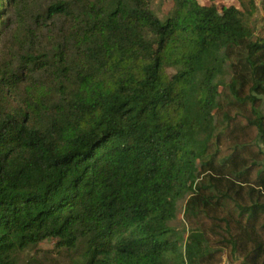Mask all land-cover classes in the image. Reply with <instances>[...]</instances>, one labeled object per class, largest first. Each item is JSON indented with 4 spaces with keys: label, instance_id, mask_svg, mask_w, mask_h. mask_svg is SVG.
Masks as SVG:
<instances>
[{
    "label": "trees",
    "instance_id": "1",
    "mask_svg": "<svg viewBox=\"0 0 264 264\" xmlns=\"http://www.w3.org/2000/svg\"><path fill=\"white\" fill-rule=\"evenodd\" d=\"M209 1L0 0V264H264V24Z\"/></svg>",
    "mask_w": 264,
    "mask_h": 264
},
{
    "label": "rangeland",
    "instance_id": "2",
    "mask_svg": "<svg viewBox=\"0 0 264 264\" xmlns=\"http://www.w3.org/2000/svg\"><path fill=\"white\" fill-rule=\"evenodd\" d=\"M203 3L205 4H209L210 1L209 0H201ZM263 1L264 0H219L218 2L220 4L222 3H234L237 6H242L244 7H248L249 10H251L253 12V14L251 15V22L253 24V26H255L256 28H261L262 25L264 24V9H263ZM251 2H254L255 7L250 8L251 7ZM173 6V0H155L154 2V7L156 9V11L158 12V14H160L161 16H163L164 14H166ZM263 110H264V104H263ZM178 225L182 228L184 226V219H183V212H180L179 214V218H178ZM54 241L52 240H46L41 242L38 245V248L40 250H50L53 251L50 254L54 255L57 259V261L59 263H66L68 261V256L64 255V254H56V252H54ZM31 252H25L23 254V258H28V256L30 255ZM35 250L31 253L34 254ZM222 264H229V262L227 260H225Z\"/></svg>",
    "mask_w": 264,
    "mask_h": 264
}]
</instances>
